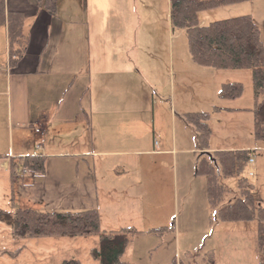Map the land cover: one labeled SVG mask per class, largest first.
Returning <instances> with one entry per match:
<instances>
[{
    "label": "crops",
    "instance_id": "1",
    "mask_svg": "<svg viewBox=\"0 0 264 264\" xmlns=\"http://www.w3.org/2000/svg\"><path fill=\"white\" fill-rule=\"evenodd\" d=\"M60 1L57 0L56 13L53 14L40 0H6L7 10L24 12L29 45L17 65L11 66L7 27L5 24H0V153L8 155L0 157V168L2 171L11 172L12 158L17 160L20 155L44 154L46 155L45 170L38 171L39 175L28 172L20 186L24 196L22 207H34L37 201H43L46 206L62 207L61 209L97 207L101 214V224L106 229H115L120 224L135 225L137 221L148 218L150 212L146 205H125L122 204V199L124 193L127 194L128 191H147V189L119 187L117 182L129 171L132 175L130 179H133L132 184H137L138 169H140L141 172H145V176H141L140 180L148 183V179L151 181V178H148L151 174L146 172L147 167L144 166L147 160L157 167H161L164 164V157L169 155L177 160L178 154L192 151L193 148L190 146L192 136L196 141V148L201 153L203 149L197 146V131L191 123L184 118V129L179 128V130L174 120L173 124L166 127L155 123L148 140L145 141L143 134L138 135L140 125L138 126V119L134 114L133 121L130 120L123 125V128L119 125V129H116L120 133L125 132L124 139L107 142L104 140L103 148L97 151L92 150L82 156L74 153L59 155V152H54L55 148L52 145L62 143L61 139L64 137L60 135L61 131L72 116L79 115L69 108L73 99L71 88L77 79L75 75L83 73L84 80L81 82L85 85V93H89L90 97L96 94L101 103L116 98L117 88L118 95H123V99L130 101L137 99L138 65L136 62L132 64L119 60V56L124 51L140 49L151 52L164 47L162 43L154 45L152 32L156 22L161 37L166 32L167 35L169 34V28L172 26L170 0H66L69 3L67 2L64 8H61ZM121 12L125 13L124 19L130 20L129 24L133 26L130 34L125 35L130 42L124 45L121 34L112 30L114 24L120 22L118 15ZM172 30L175 31L173 27ZM109 31H111L110 35H108ZM139 34L142 36L137 43ZM261 35L264 41L263 30ZM172 52L171 47L167 55V70L164 73L166 81L170 76V69L174 70ZM111 57H114V60H111ZM191 60L193 62L190 66L191 70L208 75L213 72L207 71L213 67H204ZM198 68H206V70L199 71ZM135 82L132 88L131 85ZM223 82L225 81H221L220 87ZM92 83L97 85L96 92L91 89ZM83 91L81 85L80 92L83 94ZM216 97H220V93ZM223 99L231 101L215 104L219 108L213 106L212 116L222 111L239 113L246 110L251 115L249 118L246 117L245 122L254 123V114L250 109L254 103L253 96L251 101L248 94L241 101ZM165 102L162 99L157 100L153 105L154 112L162 108ZM62 104L64 107L59 108ZM99 111L103 113L104 108ZM117 114L120 116L121 113L115 115ZM82 116L87 117L86 124L92 126L94 117L90 118L87 111H83ZM37 127H41L43 132H37ZM185 128L191 131L189 135ZM223 132L227 131L223 130ZM229 132L228 136L233 138V131ZM41 137L45 138V142L40 148H36L35 143ZM235 138L232 144H230L231 140L225 141L224 144L222 141L214 144L211 139L210 147L204 150L213 152L222 149H247L250 151L254 160L249 162L253 164L255 172L259 175L257 186L260 184L262 191L259 197L264 200L263 159L260 158V154L254 155L259 148L264 150V140L259 145L256 141L236 144L242 142H238L240 139ZM254 139L257 140L255 136ZM48 141L53 142L50 147L46 145ZM90 141L89 137L87 143L89 144ZM139 145L141 148H138ZM136 153L146 155L147 159L135 156ZM179 167L178 164L175 171L178 169L179 172ZM180 168L182 173L188 169L187 165H182ZM16 169L18 170V167ZM194 169L195 176L203 177L202 182L207 192V178L204 174L198 173L197 162ZM192 170L191 166L190 171ZM50 171L53 173L49 175ZM46 178L48 181H45ZM72 178L76 181L72 182ZM35 179L40 181L36 182ZM256 187L254 188L253 184V191H256ZM145 194L146 192L142 193L143 200ZM156 229L157 227L153 228L151 235L163 231ZM258 246H260L259 231ZM252 254L256 259L261 256L259 252Z\"/></svg>",
    "mask_w": 264,
    "mask_h": 264
},
{
    "label": "rangeland",
    "instance_id": "2",
    "mask_svg": "<svg viewBox=\"0 0 264 264\" xmlns=\"http://www.w3.org/2000/svg\"><path fill=\"white\" fill-rule=\"evenodd\" d=\"M67 2L61 0V8H64ZM244 13H251L264 32V0H245L205 9L200 11L199 18L201 24H208L217 19ZM118 16L120 22L115 23L112 30L114 29L118 34H121L124 45L130 42V39L126 38L125 35L130 34V29L133 26H130V20L124 19L126 16L124 12L119 13ZM154 24L156 27L152 32V40L154 45L162 43L164 46L162 49L151 52L140 51V49L124 51L119 56V60L132 64L136 62L138 65L137 99L132 101L123 99V95H118L117 88L116 98L101 103L96 94L90 97L89 93H85V85L81 82L84 80L83 73L75 75L77 79L71 88L73 99L70 101L69 108L70 111L74 110L79 115L72 116V119L66 123L65 128L60 133L64 137L61 139L62 143L52 145L55 148L54 152H59V155L61 153H74L82 156L92 152V150L102 149L104 140L107 142L117 141L120 138L124 139L125 132L120 133L116 129H119V125L123 128V125L129 123L130 120L133 121L134 114L137 116L138 126L140 125L138 135L143 134L145 141L148 140L155 123L166 127L173 124L174 120L178 130L179 128L184 129V111L212 110L215 104L219 105L231 101L216 97L220 93L222 80L242 81L244 91L240 96L233 99L241 101L248 94L249 100H252L253 88L250 68H217L219 70L212 68L207 71H213L211 73L214 74L210 73L209 75L193 71L190 69L193 62L185 29L176 28L173 31L171 26L169 34L167 35L166 32L161 37L158 23L155 22ZM110 33L111 31L108 32V35ZM141 36L138 35L137 43H139ZM147 36L149 38V35ZM171 47L173 48L174 70L170 69V76L166 81L164 73L167 70V55ZM113 58L111 57V60H114ZM198 69L201 71L202 68ZM205 70L206 68L202 69V71ZM231 73L235 74L232 75ZM135 84L136 82L132 83V88ZM81 85L84 89L83 94L80 92ZM90 86L91 89L93 88V92H96V83H92ZM113 86L111 85V87ZM159 99L166 102L162 108L160 107L158 111L154 112L153 105ZM62 107L64 104L59 108ZM102 108H104L103 113L99 111ZM83 111H87L90 118L94 117L92 126L86 124L87 117L82 116ZM118 112L121 113L120 116L115 115ZM250 115V112L246 110L239 113L222 111L213 115L210 119L212 142L216 144L215 142L222 141L224 144L225 141L231 140L230 144H232V140L236 137L240 139L238 142H242L236 144L254 141L258 145L263 143L262 140L254 139L253 123L251 121L245 122L246 117L249 118ZM223 130L227 132H223ZM230 130L233 131V138L228 136ZM190 132L187 129L188 135ZM89 137L91 141L88 144ZM51 143L53 142L48 141L47 147H50ZM67 144L69 146H66ZM190 146L193 148L192 151L186 154H178L177 160L176 158L174 160L172 155L164 157V164L161 167L151 165V161L147 160V164L144 166L147 167L146 172L151 174L150 177L148 176L151 178V181L148 179V183L140 180L141 176H145V172H141L140 169H138L137 184H132L133 179H130L132 175L129 171L117 182L119 187H134L139 190L146 188L147 191L124 193L122 204L146 205L150 212L149 217L145 220L137 221L135 225L127 224L144 232L133 238L125 256L133 264H171L174 258L178 261L182 259L189 264H264V243L259 236L260 246H258L257 221L221 220L217 216L218 208L221 205L233 201L239 195V177L245 176L254 184V188L257 186L259 175L255 172L253 164L250 162L245 164L238 173L233 175H220V181L226 186V191L219 205L213 206L208 201L207 192L202 182L203 177L194 174L200 153V150L196 148L194 136H192ZM138 148H141L140 145ZM259 154L264 165V156L262 155L264 150L259 148L254 155ZM135 156L147 159L144 154L136 153ZM176 164H179L180 167L187 165L188 169L182 173L179 167V172L178 169L175 171ZM191 166L193 167L192 171H190ZM21 167L14 174L10 171H2L0 168V264H59L62 259L69 257L80 259L82 264H99V261L90 253V249L99 244V235L97 234L90 236H19L14 234L13 224L4 211H14L16 207L24 206V196L20 191V186H22L26 175L21 174L23 170V168L20 170ZM27 171L29 170L27 169ZM52 173L50 171L49 175ZM75 178H72L71 181L75 182ZM35 181L40 180L35 179ZM45 181H48V178ZM144 192L146 194L143 200L142 193ZM254 192L258 196L260 195L262 192L260 184ZM32 208L60 210L62 207L46 206L43 201H37ZM122 226L124 225L120 224L116 228ZM163 226L167 228L151 235L153 228ZM251 251L259 252L261 256H258L257 259L253 258ZM212 256L214 257L213 260L211 259Z\"/></svg>",
    "mask_w": 264,
    "mask_h": 264
},
{
    "label": "trees",
    "instance_id": "3",
    "mask_svg": "<svg viewBox=\"0 0 264 264\" xmlns=\"http://www.w3.org/2000/svg\"><path fill=\"white\" fill-rule=\"evenodd\" d=\"M245 0H170L173 29L182 28L188 37L191 58L199 65L213 68H250L254 103L250 109L254 114L253 133L257 140H264V41L261 28L251 13L217 19L201 24L202 10ZM50 12L56 13L57 0H40ZM0 24H5L8 33L9 64L17 65L29 45V33L25 28V14L21 10H7L6 0H0ZM242 81H225L220 87V97L233 99L242 94ZM214 108H219L217 105ZM211 110H190L184 118L197 131V146L208 149L212 135ZM217 164L210 156L201 152L197 162L198 173L207 178V196L211 205L217 206L223 198L226 186L220 175L238 173L249 162L247 149H222L212 152ZM7 154L0 153V157ZM11 173L22 165L32 171L43 172L46 155L26 154L11 159ZM239 195L218 208L221 220H256L260 240L264 243V200L255 194L253 184L247 177H239ZM13 224L15 235L62 236L99 235V244L90 249L99 264H133L125 253L133 238L142 233L134 226L106 229L101 225V214L97 207L81 209L40 210L32 207H16L4 211ZM159 227L156 230H164ZM213 254V253H212ZM212 256V260H213ZM211 260V261H212ZM59 264H82L76 257L62 259ZM171 264H189L174 258Z\"/></svg>",
    "mask_w": 264,
    "mask_h": 264
},
{
    "label": "water",
    "instance_id": "4",
    "mask_svg": "<svg viewBox=\"0 0 264 264\" xmlns=\"http://www.w3.org/2000/svg\"><path fill=\"white\" fill-rule=\"evenodd\" d=\"M202 152L207 153V154L210 156V158L213 159L214 162L217 164V160H216V158L213 156L212 151H210V150H203Z\"/></svg>",
    "mask_w": 264,
    "mask_h": 264
},
{
    "label": "built area",
    "instance_id": "5",
    "mask_svg": "<svg viewBox=\"0 0 264 264\" xmlns=\"http://www.w3.org/2000/svg\"><path fill=\"white\" fill-rule=\"evenodd\" d=\"M37 130H38V131H41L40 128H37ZM42 141H43V139H42ZM39 145H40V144H37V147H39ZM250 160L253 161L254 158L251 156ZM26 171H27L26 168H23L22 173H25Z\"/></svg>",
    "mask_w": 264,
    "mask_h": 264
}]
</instances>
